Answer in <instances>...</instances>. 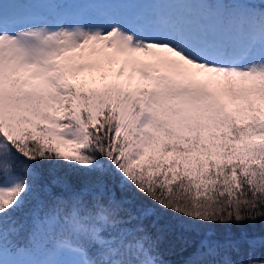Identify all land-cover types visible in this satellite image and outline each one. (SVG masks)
I'll return each mask as SVG.
<instances>
[{"label": "snow or ice", "instance_id": "1", "mask_svg": "<svg viewBox=\"0 0 264 264\" xmlns=\"http://www.w3.org/2000/svg\"><path fill=\"white\" fill-rule=\"evenodd\" d=\"M164 243L264 264V0H0V264Z\"/></svg>", "mask_w": 264, "mask_h": 264}, {"label": "trees", "instance_id": "2", "mask_svg": "<svg viewBox=\"0 0 264 264\" xmlns=\"http://www.w3.org/2000/svg\"><path fill=\"white\" fill-rule=\"evenodd\" d=\"M261 231V222H256L255 234ZM162 259L166 264H183L184 259L187 257L186 252H181L178 248H171L167 243L161 245ZM256 255L264 256V248H258Z\"/></svg>", "mask_w": 264, "mask_h": 264}]
</instances>
